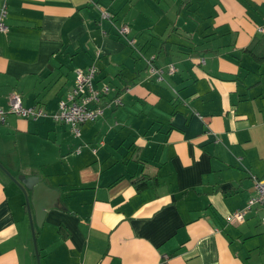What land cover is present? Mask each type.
I'll use <instances>...</instances> for the list:
<instances>
[{"label":"crops","instance_id":"crops-1","mask_svg":"<svg viewBox=\"0 0 264 264\" xmlns=\"http://www.w3.org/2000/svg\"><path fill=\"white\" fill-rule=\"evenodd\" d=\"M3 9L0 110L19 94L53 115L91 66L110 92L80 136L51 116L0 121V264H264L261 207L227 221L264 178V0ZM12 178L52 189L40 226L32 209L36 247Z\"/></svg>","mask_w":264,"mask_h":264},{"label":"built area","instance_id":"built-area-1","mask_svg":"<svg viewBox=\"0 0 264 264\" xmlns=\"http://www.w3.org/2000/svg\"><path fill=\"white\" fill-rule=\"evenodd\" d=\"M7 16L6 9L2 10L0 15V32H5L7 27L4 23V18ZM112 14L109 10H102V19L111 20ZM121 36L127 37L130 29L128 26H123L118 29ZM129 44L135 47V40H128ZM204 62V61H203ZM151 71H155L151 69ZM97 68L91 66L86 70H78L76 72V86L71 90L60 103L56 113L49 115L41 107L27 108L23 105L22 97L19 94H13L10 97V106L8 111L0 110V121H5L6 114L17 115L24 119H40L51 116L55 121L65 123L72 128L76 136H80V126L88 122H93L104 114V106L102 100L110 92L108 85H103L100 88L94 86V79L97 75ZM175 68L170 67V73H174ZM112 103L121 105V101L116 97ZM255 195L252 196L242 210L235 211L227 217L228 222H242L245 219L246 212L254 206H260L264 212V178L254 179ZM264 225V214L261 218Z\"/></svg>","mask_w":264,"mask_h":264},{"label":"water","instance_id":"water-1","mask_svg":"<svg viewBox=\"0 0 264 264\" xmlns=\"http://www.w3.org/2000/svg\"><path fill=\"white\" fill-rule=\"evenodd\" d=\"M21 182H20V180ZM19 179H14L12 180L19 186L21 187V183L25 184L26 190L31 192V197L29 198L28 193L26 190L22 187L25 196H26V203L28 207V212L30 215V222H31V227H32V232H33V237H34V243L36 247V240H35V229H34V223L32 221V209L35 212V217H36V224L40 226L42 224L43 219L45 218L47 207H44L43 204L41 203V198L46 196H50V192L52 189L43 182H40L38 178L35 179H30L26 180L23 178Z\"/></svg>","mask_w":264,"mask_h":264}]
</instances>
